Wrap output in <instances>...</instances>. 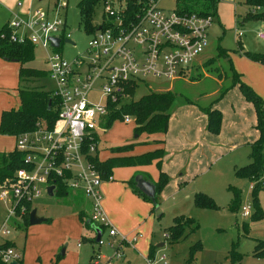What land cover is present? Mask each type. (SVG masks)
<instances>
[{
  "label": "rangeland",
  "instance_id": "rangeland-1",
  "mask_svg": "<svg viewBox=\"0 0 264 264\" xmlns=\"http://www.w3.org/2000/svg\"><path fill=\"white\" fill-rule=\"evenodd\" d=\"M13 1L0 0V26L8 19L4 8L8 4L11 5ZM78 1L58 0V2L65 3V7L61 9V17L65 22L64 30L74 44L71 46L61 42L58 52L65 60H71L75 55L83 56L89 41L88 34L83 32L79 26L76 8ZM149 1L145 0L143 5ZM155 1L157 7L165 12L175 8L174 0ZM56 2L57 0H32L31 8L50 10ZM233 3L234 11L241 14L242 0ZM260 10V8L255 9L257 13ZM101 12V7L97 6L92 17L93 25L99 24ZM231 22L230 26L222 25L221 28L216 23L211 24L206 32L208 36L206 34L207 43L204 51L187 67V72L183 77L174 80L147 77L137 84L131 99L135 100L150 91H170L174 95V102L169 109V114H173L177 106L188 104L186 101L192 102L193 106L206 107L217 97L218 91H222L231 83V70L237 72L236 66L240 70L241 81L255 94L252 88L254 86L264 95L261 78L248 68L243 60L236 62L234 67L226 54L229 53L230 60L232 56L242 58L241 53L238 52V43L244 50L264 53V42H259L256 38L257 34H264V17L261 20L243 24ZM236 29L244 33L243 37L237 39ZM218 48L225 50L224 56L218 54ZM48 50V48L44 50L39 46L33 48V59L25 66L41 70L44 75L29 80L24 84L25 87L53 90L54 83L45 74L47 70L46 51ZM217 80L220 82L217 83ZM213 90L215 92L210 94ZM256 95L263 100L264 114V97ZM12 98L13 94L10 92V99ZM97 98L94 93L89 95V100L97 101ZM128 101L129 98L121 100L118 104L122 105ZM133 128L132 121L125 124L117 120L105 129L104 133L97 132L98 150L101 152L99 157L109 156V150L115 146L135 145L144 140L149 146L142 147L141 145L135 152L158 149L157 141L147 140L144 134L137 137L133 134ZM154 137L157 138V136ZM3 138H0L1 149L8 151L12 147V140L10 137ZM248 151L246 147L240 148L230 156L232 160L229 162L228 159L222 158L211 167L209 172L200 174L192 182L186 183V187L180 190L178 195H170L172 185L168 187L163 197L161 194L158 196L157 209L161 212L159 218L155 217L154 211L152 213H142V210L133 211L131 205L124 204L125 202L120 199L124 193L115 192L113 198L109 197L107 200V207L110 208L109 215L113 218V223H119L116 226H121L128 234L133 233L137 228L135 232L143 236L138 243L120 246L117 255L110 248L111 239L107 237V229L104 228L101 237L102 246H97L91 240L94 231L87 230L77 217L81 208L88 211V202L81 193L70 190H66V194L60 196H48L42 193L39 199L30 204V210H35L36 217L48 219V222L28 225L23 223L21 215H17V218L11 217L9 221L7 220L9 234L6 238L13 242L15 252L21 255V264H145L143 256L148 254V248L155 247L159 243H163V247L156 248L154 254L166 255L168 264H229L231 251L240 255L239 264H264V259L252 255L254 240H264V218L250 222L249 219H242L239 212V208L246 205L250 207V215L253 212L250 195L252 181L239 179L235 177L232 168L228 169V166H232L231 163L237 167L248 163ZM153 168L152 164L148 166L149 171L145 168V170L140 169L139 172L152 175L155 173ZM136 170L134 171L137 172ZM132 171V168L126 167L115 171L113 177H120L121 172ZM262 172L264 179V161ZM234 189L239 192L237 210L230 207L231 190ZM196 192H202L208 196L213 206L210 208L196 207L192 202V197ZM257 202L264 212V208L261 207H264V189L257 192ZM105 206L106 201L103 200V204L101 201V207L106 213ZM10 209L11 199L0 200V223L7 217ZM178 216L187 217L191 223L183 227L177 241L164 240L166 239L164 231L172 224V219ZM125 231L118 230L117 233L119 236H125L127 234ZM129 239L130 237H127V240ZM190 248L193 249V254L188 263Z\"/></svg>",
  "mask_w": 264,
  "mask_h": 264
},
{
  "label": "built area",
  "instance_id": "built-area-1",
  "mask_svg": "<svg viewBox=\"0 0 264 264\" xmlns=\"http://www.w3.org/2000/svg\"><path fill=\"white\" fill-rule=\"evenodd\" d=\"M31 2L16 0L5 25L11 42L49 49L46 72L54 83L51 92L58 103V112L50 129L43 120H38L33 130L14 137L13 149L22 154L23 166L10 181L0 185V200L11 199V209L0 223V263L21 261L13 246L2 247L10 243L6 238L8 219L24 213L23 203L31 204L42 193L47 195L48 187H52V195L58 187L81 193L88 202L85 219L103 227L96 245H103L105 228L111 239L110 248L117 255L120 246L134 243L141 235L129 240L119 236L101 207L100 186L104 180L90 157L96 154L102 119L109 104L127 99L123 94L126 86L137 85L147 77L166 80L183 77L187 67L204 51L206 32L213 18L179 14L174 9L165 12L155 0L127 13V0H101V19L88 34L84 55L65 60L56 50L62 41H70L61 17L65 3L57 0L50 10H41L32 9ZM235 35L239 37L241 32L236 30ZM257 37L264 40L263 33ZM50 38L58 39L57 48L50 45ZM91 93L98 97L97 101L89 100ZM130 121L128 116L122 119L125 124ZM109 180L111 177L106 179ZM239 212L242 219H248L250 207L241 206ZM143 260L145 264H168L164 254L146 255Z\"/></svg>",
  "mask_w": 264,
  "mask_h": 264
},
{
  "label": "trees",
  "instance_id": "trees-1",
  "mask_svg": "<svg viewBox=\"0 0 264 264\" xmlns=\"http://www.w3.org/2000/svg\"><path fill=\"white\" fill-rule=\"evenodd\" d=\"M101 0H79L76 4L79 17V26L86 34L91 33L95 25L92 24V17L94 10L99 6ZM145 0H130L126 4V11L132 12L135 9L143 6ZM174 10L179 14H191L195 13L201 16H210L215 18L216 5L218 0H174ZM245 12L237 19L239 24H243L249 21H257L263 18V14L256 12L257 8H264V0H244ZM9 30L6 25L0 26V59L6 61H13L19 64L18 68V82L21 84L17 89L19 105L16 109H9L3 111L0 114V135L16 137L24 132L31 131L35 128L38 120H43L46 128L50 129L57 119L58 103L52 96V92L43 89H34L25 87V83L29 80L38 78L44 75V72L38 69L26 67L25 65L33 59L34 46L23 42L20 44L13 43L8 37ZM239 47V46H238ZM58 51V49H56ZM218 54L225 55V50L217 49ZM242 56L246 59L257 62L263 65L264 55L259 53L242 52ZM264 67V65H263ZM231 70V67H230ZM47 75V72L45 73ZM137 85L130 84L123 90V94L129 98L128 102L122 105L117 103L109 104L107 108V114L103 117L100 126L103 129H107L114 121H121L124 116H128L134 124L133 134L139 136L144 134L145 136H157V142L160 147L157 150L145 152L137 156L126 157H112L105 161H98L96 154L90 157V161L95 169L101 173V177L104 181L111 176V170L117 167H135L148 165L150 162L155 161V166L158 171L157 180L151 183L154 190V200L151 201L145 195H143L136 186V178L138 175L132 177L128 183L130 190L139 196L142 200L151 204V210L154 211L157 207L158 196L162 188L168 182V178L160 171V160L163 156V136L166 133L169 109L174 102V95L170 91L166 92H147L139 98L131 99L134 95ZM237 86L244 100L251 104L254 116V130L257 132V138L249 145L248 151V163L234 168V175L239 179H246L252 181L251 186V206L253 212L249 216L250 222H256L264 218V212L261 210L257 202V192L264 189V179L262 178V166L264 161V114H263V102L262 100L244 83L239 80V75L231 70V83L229 88ZM227 88L220 91L219 99ZM191 104L190 101H186ZM115 106H118L117 108ZM198 110L205 116L206 124L205 130L211 134H217L220 129L221 115L218 109L213 108L211 105L200 108ZM132 147L131 144L117 146L111 148L113 153H119L127 151ZM23 156L21 153L12 151L4 153L0 152V185L7 183V181L13 178L14 172L21 168ZM144 180V179H143ZM232 199L230 207L238 209L239 192L235 189L232 191ZM66 194V189L58 187L54 193L55 196ZM193 204L198 208H210L213 206L211 200L204 193H194L192 197ZM25 211L21 214V220L24 224H27L28 214L30 212V204L23 203ZM18 209V204L15 206V210ZM85 213L79 211L77 214L78 221L83 223L84 227L91 230L98 229L102 231V226H97L94 223L87 221L84 217ZM158 216L157 218H159ZM48 221L47 219L44 222ZM191 223L190 219L183 216L174 217L172 224L164 231L166 233L164 240L175 242L179 239L183 227ZM246 226V225H244ZM91 240L94 241V238ZM90 240V241H91ZM89 241V242H90ZM95 242V241H94ZM12 246L11 243H5L2 247ZM155 247L148 248V256L154 254ZM193 254V249L189 250V260ZM252 255L259 259H264V241L255 240L252 250ZM229 264H239L240 255L234 251L229 253ZM1 264V263H0ZM17 264H21V261Z\"/></svg>",
  "mask_w": 264,
  "mask_h": 264
},
{
  "label": "crops",
  "instance_id": "crops-1",
  "mask_svg": "<svg viewBox=\"0 0 264 264\" xmlns=\"http://www.w3.org/2000/svg\"><path fill=\"white\" fill-rule=\"evenodd\" d=\"M15 1L16 0H14L11 5L8 4V6L4 8L8 19L11 11L13 10ZM234 1L237 0H218V3L216 5L215 18L213 19L212 23H216V25L220 28L222 25L226 27L230 26L232 23L231 21H233L235 24L237 22V19H239L243 15L246 9L245 6L243 5L244 0H242L241 14L235 12L234 3H233ZM260 9L261 10L259 12L262 13L264 17V8H260ZM7 20L3 24H5ZM243 35L244 33L241 31V35L237 37V39L243 37ZM256 38L259 42H264V40H261L258 37ZM238 46H239L238 52L240 53H242L243 51L250 52L240 47L239 43ZM226 54L229 61H231L234 64V67L236 66V62H240L239 60H243L244 62H246L247 67L253 70L257 74V76L261 78V81L263 82L262 85H264V67L262 64L257 62H252L246 59L244 56H242V58L241 57L235 58L232 56V60H230L228 55L229 53L227 52ZM259 54L264 55V53H259ZM18 68H19L18 63L0 59V114L3 111L9 109H16L19 105L18 94H17V89L20 87V83L18 82ZM235 70L237 71L235 73L239 75L240 70L237 69V66ZM239 80L241 81L240 77ZM219 82L220 81L217 80V83ZM229 85L226 92L219 99H217L220 93L218 91L217 97H215L208 104V106L211 105L213 108L218 109L221 115L220 129L217 134H211L206 132L205 116L198 110L197 106H193L192 104L191 105L185 104L182 106L179 105L177 106V109L174 111V113L170 114L168 119L167 130L163 136V144L161 145L164 153L160 160V171L163 174H165L168 178V182L160 191L162 197L165 190L168 187H171V185H172L171 187L172 189L169 191V194L178 195V192H180V190L186 187L187 185L186 183L192 182L200 174L209 172L211 167L214 166L218 161L222 160V158H226V160L228 159L229 162L230 160H232L230 156L234 155L236 151L242 147H246L247 149H249V145L257 138V132L253 128L255 123V116L251 104L247 103L244 100L237 86H232L231 88H229ZM252 88L254 89L256 94H258L262 98L264 97V95H262V93L259 92L255 88V86ZM10 92H12L13 94L12 99H10ZM214 92L215 90H213L210 94H213ZM200 108H204V107H200ZM104 130L105 129L98 132L104 133ZM3 137L4 138L10 137V139L12 140V147L10 150L5 151L1 149V144H0V152L7 153L12 151L14 145V137L0 135V138ZM146 139L153 141L157 140V138H155L154 136H146ZM145 142L146 141L144 140L143 142L135 143L136 146L134 144H131L132 147L130 149L119 153H113L109 150L110 155L104 158L99 157V153L101 152H99L98 150V143H97V149H96L97 160L105 161L112 157L137 156L145 152L152 151L153 149H150L148 151L135 152V150L139 148L141 145L142 147L149 146V144ZM118 146H122V145H118ZM159 147L160 144L158 143V148ZM247 159H248V154H247ZM155 163H156L155 161H152L148 165L129 167L132 168L133 171L137 169L136 170L137 172L135 171L134 172L132 171L133 173L121 172L119 174L120 177H116V178L113 177L114 172L126 167L113 168L111 170V176H110L111 180L102 182L100 186V191L102 193V196H104L102 197L103 198L102 204H103V200L106 201V206H105L106 213L104 210L103 212L107 217L108 221L110 220L109 221L110 225L112 224L111 226L113 228H116L117 231L118 230L125 231V229L122 228L121 226H116L119 225V223L118 224L113 223L112 220L113 218L109 215L110 208L107 207V200L109 199V197L113 198L115 192L120 191L124 193V196L121 197L120 199H122L125 202L124 204L131 205L133 211L138 212V210H142V213L145 212L152 213L153 211L151 210V204L142 200L139 196L134 194L128 187V183L135 175H138L141 179H144L149 183H154L158 177V171L155 166ZM152 164L154 165L153 168L155 172L154 174L150 175L146 172L143 173L139 172L140 169L145 170V168H147V170L149 171L148 166H152ZM231 164L232 166H228V169L230 167L232 168V170H234V168H236L237 165L233 163ZM261 207L264 208L263 206ZM79 211H83V213H85V210H83V208H81ZM159 214H160L159 216H161V212ZM114 215L116 216L115 213ZM86 229L91 230L89 228ZM135 231H137V228L134 230L133 233L128 234V232L125 231L127 233L125 234V237L131 238L137 235ZM141 239H143L142 235L141 237L136 238L134 243L136 242L138 243ZM260 241H264V240H260ZM10 243L14 247L13 242L10 241Z\"/></svg>",
  "mask_w": 264,
  "mask_h": 264
},
{
  "label": "water",
  "instance_id": "water-1",
  "mask_svg": "<svg viewBox=\"0 0 264 264\" xmlns=\"http://www.w3.org/2000/svg\"><path fill=\"white\" fill-rule=\"evenodd\" d=\"M65 43H69L71 44V41H65ZM50 45L53 48H57L58 47V39L57 38H50ZM136 186L138 188V190L145 195L147 198H149L151 201L154 200V190H153V186L151 183L141 179L140 177L136 178ZM52 187H48L47 188V195L51 196ZM154 213H155V217H158L160 214L159 210L157 209V207H155L154 209ZM45 219L43 218H39L36 217L35 215V210H30L29 214H28V218H27V224L28 225H34V224H39L41 222H44ZM94 233H95V239L94 241L96 242L99 238V231L98 229H93ZM163 247V243H159L157 245H155V248H161ZM10 264H15V262H11Z\"/></svg>",
  "mask_w": 264,
  "mask_h": 264
}]
</instances>
